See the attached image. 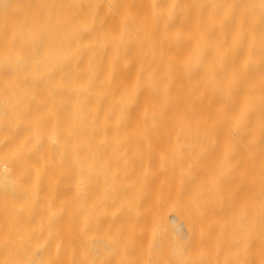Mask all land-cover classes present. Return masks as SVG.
<instances>
[{"label":"bare ground","instance_id":"bare-ground-1","mask_svg":"<svg viewBox=\"0 0 264 264\" xmlns=\"http://www.w3.org/2000/svg\"><path fill=\"white\" fill-rule=\"evenodd\" d=\"M0 264H264V0H0Z\"/></svg>","mask_w":264,"mask_h":264}]
</instances>
